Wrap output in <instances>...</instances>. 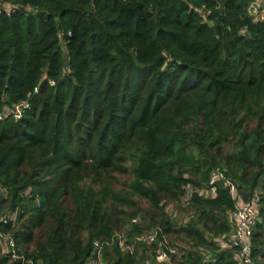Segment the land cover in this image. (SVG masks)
<instances>
[{
    "label": "trees",
    "instance_id": "16d2710c",
    "mask_svg": "<svg viewBox=\"0 0 264 264\" xmlns=\"http://www.w3.org/2000/svg\"><path fill=\"white\" fill-rule=\"evenodd\" d=\"M3 1L19 8L0 16V114L28 108L0 120V230L23 263L86 264L96 242L101 264H155L165 241L171 264H237L220 246L236 203L224 182L183 202L220 169L237 201L261 191L250 243L264 264V17L252 0ZM166 202L185 203L187 223ZM152 230L154 243L137 241ZM0 264L22 262L0 251Z\"/></svg>",
    "mask_w": 264,
    "mask_h": 264
},
{
    "label": "built area",
    "instance_id": "2783aa9c",
    "mask_svg": "<svg viewBox=\"0 0 264 264\" xmlns=\"http://www.w3.org/2000/svg\"><path fill=\"white\" fill-rule=\"evenodd\" d=\"M18 6L9 4L0 0V16L4 15L10 17L17 10ZM29 8H25L24 12H30ZM70 34L68 33L67 36ZM63 37V34L60 35ZM64 45V43H63ZM52 85V84H51ZM28 108L27 102H23L15 105L12 109H4L0 114V120L7 116H11L15 120H19L23 114V111ZM224 170L216 169L210 173L208 184L205 188L200 190H194L190 185L184 187L185 196L183 202H187L194 193L204 198L213 197L216 193V185L218 182H224L225 187L228 189L229 195L234 200V210L230 213V220L233 223V232L227 237H224L220 241L222 248L235 249L237 251V264H254V260L251 254V237L254 233V228L257 222H261L258 219L259 210L261 208V197L259 193H255L251 199L247 202L241 203L237 201V192L235 185L225 177ZM10 218L7 216L0 217V226L7 225ZM136 220H133L135 223ZM264 222V218H263ZM157 231L152 230L148 234L141 235L137 241L151 245L155 242ZM119 246L122 250L125 249L124 242H120ZM167 248L166 242H159V247L156 252L155 264H171V259L168 254H173L172 249L165 250ZM101 246L94 242L93 253L91 259L86 264H101ZM0 251L3 254L9 255L14 261L19 260L24 264V260L17 254L16 244L11 235L2 233L0 230ZM30 264V263H27Z\"/></svg>",
    "mask_w": 264,
    "mask_h": 264
},
{
    "label": "rangeland",
    "instance_id": "374dc122",
    "mask_svg": "<svg viewBox=\"0 0 264 264\" xmlns=\"http://www.w3.org/2000/svg\"><path fill=\"white\" fill-rule=\"evenodd\" d=\"M249 13L255 18V20L262 19L264 17V0H252L249 7ZM257 193L261 194V191H257ZM184 204L185 203L179 205L167 202L163 204L166 215L174 220V222L178 225L187 223L189 219V213L185 211L186 204ZM138 222L144 228H146L148 225V220L143 219L141 216L138 218ZM149 232L146 231L143 234H148Z\"/></svg>",
    "mask_w": 264,
    "mask_h": 264
}]
</instances>
